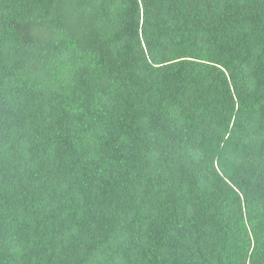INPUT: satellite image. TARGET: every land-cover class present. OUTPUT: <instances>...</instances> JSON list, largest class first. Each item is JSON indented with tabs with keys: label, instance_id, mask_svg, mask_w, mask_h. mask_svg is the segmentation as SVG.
I'll return each mask as SVG.
<instances>
[{
	"label": "trees",
	"instance_id": "1",
	"mask_svg": "<svg viewBox=\"0 0 264 264\" xmlns=\"http://www.w3.org/2000/svg\"><path fill=\"white\" fill-rule=\"evenodd\" d=\"M0 264H264V0H0Z\"/></svg>",
	"mask_w": 264,
	"mask_h": 264
}]
</instances>
